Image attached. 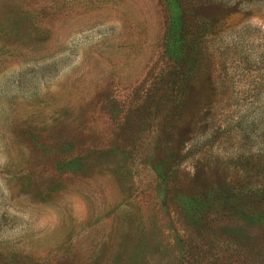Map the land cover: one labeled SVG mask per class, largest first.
<instances>
[{
    "label": "rangeland",
    "instance_id": "1",
    "mask_svg": "<svg viewBox=\"0 0 264 264\" xmlns=\"http://www.w3.org/2000/svg\"><path fill=\"white\" fill-rule=\"evenodd\" d=\"M174 1L186 88L167 0H0V264H264V0Z\"/></svg>",
    "mask_w": 264,
    "mask_h": 264
},
{
    "label": "trees",
    "instance_id": "2",
    "mask_svg": "<svg viewBox=\"0 0 264 264\" xmlns=\"http://www.w3.org/2000/svg\"><path fill=\"white\" fill-rule=\"evenodd\" d=\"M170 11H171V29H172V38H173V55L175 59L180 63V61L183 60H189L188 62V76L186 77L185 81V88L187 87V82L189 78L194 74L195 70L197 69L196 65V57H197V52L190 48V46L187 44L186 39H185V34L186 31L183 30V25H182V15L181 11L179 9L178 3L174 0H167ZM189 57V58H188ZM224 195H227L229 197H234L237 198L239 201L243 202H249L251 199H264V188L262 186H257L254 188H244V189H236V188H231L223 192L222 190L218 189H213L210 192H208L204 197H203V202L200 201L201 203H210L212 206L214 203V200L217 205H220V200ZM252 200V201H253ZM199 203L198 200H187L183 202V205L190 207L197 205ZM226 204H231L226 201ZM223 205V204H222Z\"/></svg>",
    "mask_w": 264,
    "mask_h": 264
}]
</instances>
